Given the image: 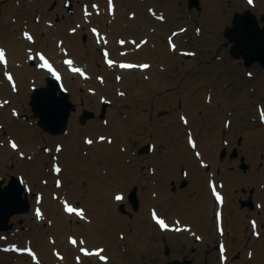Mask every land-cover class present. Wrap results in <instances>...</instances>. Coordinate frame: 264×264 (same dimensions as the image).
I'll return each instance as SVG.
<instances>
[{"label": "bare ground", "instance_id": "6f19581e", "mask_svg": "<svg viewBox=\"0 0 264 264\" xmlns=\"http://www.w3.org/2000/svg\"><path fill=\"white\" fill-rule=\"evenodd\" d=\"M37 1L40 0H25L29 18L31 15L39 14L44 17L51 16V20L55 22L54 28H50L42 22L36 24L28 19L24 23L28 34L33 38L32 40L27 39L31 44L30 47L26 46L23 41L24 34L18 33L15 36L7 34L2 36L3 40L0 39L2 48L8 56L6 64L0 63V70L10 67L13 69L16 73L15 89L18 88L19 92V100L12 99L9 103L10 111L5 112L7 107L4 102L9 99L8 95L13 86L12 84L8 85V81L4 83L2 89H5L4 93L7 95L0 92V105H2L0 106V120L3 119L10 126V130L22 129V133H18L21 139L28 138V140L25 138V141L27 142V153H29V149L38 141L37 127L35 128L33 123L17 121L11 116L13 115L11 111H15L16 114L22 113L24 103L26 104L27 101L31 107V87L43 86L47 78L53 77L52 74L56 71H60L63 75L62 84L72 94V100L78 107L70 117L68 135L60 134L57 139H48V143L52 146L64 142L59 151L55 149L52 153L45 155L46 153H41L34 146L37 153L30 156L31 160L26 162L20 159L21 155L12 147L0 148V150L6 151L5 158L8 162L13 163L16 169L24 171V179L27 185L32 188V205H41L43 209L39 218L36 211H32V224L37 226L36 229L19 231L14 238H9L6 241L17 240L18 245H33L34 253L39 257L41 264H104L99 261V256L82 253L81 247L93 253L97 249H103L104 253L109 252V260L106 264H141V262L143 264H160L162 260L160 248L164 240H158V237H166L174 245L175 254L178 255L185 252V243L192 242V234L198 233L200 248L203 244L204 250L206 248L207 251L211 250L212 244L205 243V239L211 240L214 246L218 243L219 246L225 248L223 255L221 251L219 252L218 259L222 263L229 264V255L236 247H242L246 251L244 257L238 258L239 264H264V228L260 226V223H264V187H262L264 165L259 167L260 169L256 166L259 161L258 155L264 153V120L261 119V112L264 111V75L257 71L252 73V68L249 71L251 77L244 81V85H237L225 90L223 83L245 74L246 71L242 70L240 66V60L226 59L218 63L214 62L211 66L201 67L194 65L195 60L187 58L184 68L192 66L193 70L204 76L203 79H195L191 83V78H188L184 82L186 86L153 98L150 96L152 92L164 89V86L168 84L167 74L164 71H159L156 78L149 79L143 75L138 77L137 82H134L130 79L131 77L127 76V73L130 74L133 71L119 69L117 66L119 55L141 58L151 51L159 53L166 48L163 44L164 41L166 42V37L161 30L156 34L152 32L149 35L152 39L150 47L147 45L148 36L147 41H143L144 45H141L140 48L136 46V43L145 37L144 34L139 36L140 39L134 38L135 43H133L132 37H129L126 43L138 48L130 54L123 51L115 42V39L133 31L136 25L134 15L131 11L123 9V4L126 7L141 8L143 6L139 0H112L111 10L109 0H74L76 11L72 16H65L61 7L53 8L54 12H49L44 6L42 8L45 11L32 8L36 6ZM46 1L48 4L59 2L61 5L63 0ZM95 1L97 7L100 8V15L110 18L111 24L106 32H104L103 25L95 33L92 32L88 48H83L79 35L83 28L90 33L89 28L95 23L96 17L89 12L90 6L93 7ZM230 1L234 2L235 7L248 8L249 10L259 11L260 5L264 6V0H260V4L256 0L251 5L248 3L241 6L239 0ZM151 6L153 4L148 8ZM167 6H172L171 0H168ZM15 10L13 4L10 7H2L0 15L2 25L0 26L17 27L14 24L16 20L8 18ZM228 15L229 8H227L226 1L203 0L201 19L206 26L210 27V34L207 33L206 36L200 34L201 41L190 45L197 50L195 57L197 54L212 52L215 49L220 40V28L227 21ZM57 16L60 18L58 20L60 22H56ZM21 18L22 15H19L18 21ZM73 24L77 25L71 33ZM66 25L72 26L65 29ZM156 25L157 28L161 27L159 24ZM100 46L107 48L109 53L111 52L114 63L111 66L104 64L101 69L102 71L103 68L105 69V78L98 82L96 72L91 74L89 73L91 69L88 70V68H91L93 60L100 57ZM26 48H31V51ZM64 48H70L77 53L78 59L74 58L72 67L76 68L77 64V67L83 70L84 75L65 66L60 60V55L55 54L56 50L59 54H63L62 49ZM38 49L45 50L44 55L54 68L53 71L39 66L43 62L36 54ZM82 50H85L84 55L81 54ZM163 54L167 56L166 59L169 61L170 67L175 60L174 53L168 49ZM221 54L225 55L226 51L223 50ZM32 60L35 61V64L30 66L29 62ZM153 64L154 62H148L147 75L149 76L154 73L151 67ZM113 67L118 72H122V78L114 72H108ZM146 69L143 68L144 71ZM110 77L113 81L110 80ZM211 77L214 78L213 81ZM248 81L255 84L256 92L254 94L247 87ZM80 88H85V92H81ZM123 89H127L128 93ZM132 89H139L140 92L134 95ZM88 90H92L91 95L87 93ZM177 99L183 103L181 110L172 109L159 121L162 122V125L170 121L179 122L180 126H177L183 130V138L177 140L180 143L179 149L172 151L170 148L167 150L163 147L159 151V144H166L167 133L172 130L168 129L169 125L167 124L164 126L166 129H159L161 127L155 126V111L169 101L174 103ZM104 100H111L115 107L107 109L106 120L100 121L98 114H95L85 125L78 124V114L83 107L93 104L98 112L99 105ZM143 100L144 102H141ZM118 103L124 107L117 109ZM198 110L203 114L198 115ZM32 115L34 117V113ZM248 115L253 117L251 121L247 120ZM221 118H229L228 124L222 122ZM238 132L243 135V142L246 146L243 149L248 153L249 161H251V170L248 173H241L236 168L227 169L229 162L219 161L217 154L222 145L228 144L230 141L235 144ZM2 136L3 131H0V137ZM100 137L105 139L101 140ZM189 137L195 141L194 146L190 145ZM89 139L93 141L91 144L86 143V140ZM132 141L140 144L138 148ZM250 144L254 151L247 149ZM135 148H137L138 154L133 151ZM86 153L88 154L86 155ZM42 160H47L53 166L46 177L44 173L41 174ZM238 160V158L235 159L233 163L237 165ZM24 162H26V166H22ZM55 164L61 169L60 173H56V175L64 177L62 186L58 189L53 185L55 174L51 172ZM143 164L145 165L144 169L141 168ZM218 167L222 169L221 174H217ZM81 168L84 169L83 174L88 181V188L85 189L88 193L83 199L86 209V211L82 209L83 217L75 213H66L64 210V202L75 201L79 192L83 191ZM173 168L184 169L183 176L189 179L187 189H177L175 193H170V187H168L170 183L167 184V182L172 178L170 172ZM116 169L120 176L117 179V181L120 180V194L126 195V190H122L125 185H129V188L135 184L140 187L141 208L131 219L120 215L117 211V205H122L124 208L126 206L125 202H118L119 200L115 199L117 196V190L114 188V181L117 177ZM43 178L48 179V185L44 183L47 186L42 183ZM69 179H71V188L75 191L69 187ZM9 183L10 179L2 185ZM49 183L52 186L50 187L51 191L59 192L56 197L48 193ZM241 183H245L247 187H253L252 192L249 189L243 194V196L251 194V198L255 201L253 208L247 204L240 206L236 202V196L239 197L241 194L239 191ZM213 186L225 193L222 220L217 223L215 218L212 219L213 214L219 208L212 198L214 196ZM64 187H67L69 192L63 189ZM196 189L199 193L193 197L190 196V192ZM205 189L208 190L206 194L207 208L204 207L201 201L202 196H200V192ZM156 210H158L159 216L161 215L159 218L169 225L168 228H161L154 222L152 211ZM19 216L21 215H16V217ZM23 217L27 218L28 216ZM49 219H52L50 224L44 226V223ZM71 219L70 223L67 222ZM188 222H191V225ZM253 222L255 227H253ZM10 224H12V219ZM211 224H214V229L210 227ZM177 228L180 230L177 231ZM209 233L211 236H208ZM73 236L77 243L70 245L67 239ZM81 240L84 242L83 244L80 243ZM10 247L14 246L10 245ZM18 248L22 247L18 246ZM204 250H201L202 253ZM140 252L145 253L146 260L138 259ZM153 254L158 255V262L152 263L153 260L150 256ZM2 256L3 253L0 254V257ZM20 258L21 260L16 264H23V258Z\"/></svg>", "mask_w": 264, "mask_h": 264}, {"label": "rangeland", "instance_id": "374dc122", "mask_svg": "<svg viewBox=\"0 0 264 264\" xmlns=\"http://www.w3.org/2000/svg\"><path fill=\"white\" fill-rule=\"evenodd\" d=\"M32 1V0H29ZM64 1V0H63ZM63 1L61 2V5H59V2H52V3H47L46 0H40L37 1L36 6L32 7V8H37V9H42V6H44L45 8H47V10L49 12H54L53 8H59L61 7L64 12H65V16H72L75 11H76V7H75V3L74 0H65V2L63 3ZM141 2V5L143 7H137L135 8L134 6L131 7H126L123 4V9H126L128 11H131L132 15H134L133 17L136 20V25H135V29L133 31H130L129 34L123 35L121 36V38L115 39V42L123 49V51H127L128 54L133 53L135 51V49H138L141 47V45H144L142 42L143 41H147V36L149 37V35L153 32V34L158 33L160 30L164 32V37H166V42L164 41V45H165V49H163L162 51H159V53H155L153 51H151L149 54H147L144 57H136V58H132V57H127V56H122L119 55L120 60H129L131 62H133L134 64H138V63H142V62H154L153 65H151V67L153 68L154 73L147 75V70H139L138 68L133 69V73H127L128 77H131L130 79H132V81L137 82L138 77L140 76H145L149 79L152 78H156L158 77V72L159 71H164L167 74V79H168V84H166L164 87V89H161L159 91H155L152 92L150 94L151 97L156 98L159 96H162L164 94H166L167 92L170 91H174L176 89H178L181 86H186V84H184V82L186 81V79L191 78V83L193 80L195 79H203V75L195 70H193L192 66L185 69L184 68V62L186 61V59H191V60H195V66H211L212 64L224 61L226 59H233L236 60H240L241 61V67L242 70H245V74H243L242 76H240L239 78H232L231 80H228L227 82L223 83V89L227 90L231 87L237 86V85H244V81L248 80L250 76L249 71L252 69V73L254 71L259 72L260 74L264 75V68L259 64V63H254L250 66H246L244 63V58L241 57H234L231 53H230V49L233 45V42L230 41L228 38L224 37V29L227 26H231V19L232 16L235 12H239L242 13L244 12L246 9L245 8H241L236 6L233 1L229 0H222V1H226L227 4V8H229V15H228V19L227 21L221 26L220 28V35H219V43L218 45L215 47V49L212 52H203L200 54H197V56L195 57V53L197 52V50L194 47H191L190 45H192L193 43H199L201 41L200 39V34L202 35H207V33L210 34V27L206 26L203 22H202V16H201V11H202V7H203V0H200V6L199 8H192L189 9L188 8V1L187 0H171V4L172 6H167L168 0H139ZM256 0H252V2H254ZM70 2L71 4V9L72 12H69L68 10V3ZM258 4H260V0H257ZM63 3V4H62ZM97 2L95 1V8H93L92 6H90L91 8L89 9V12L96 17L95 19V23L91 25L95 27V29L100 28L101 29V25L104 26V32L108 31V27L111 24V19L108 17H104L103 15H100V8L97 7ZM248 0H239V5L241 6L242 4H248ZM14 5V8H16L15 11H13L8 18H11L13 20H16V22H14V24L17 25V27H11L10 25L8 26H0V38L3 40L2 36H5L7 34H12V35H18V33L20 34H24L25 32L28 33L27 31V27L25 25L26 21L28 19H31L32 22L34 23H44L46 26L50 27V28H54V23L51 19V16H42V14L39 15H31L29 18L28 13L26 12V8L27 5L25 4V0H0V15H1V10L2 7L7 6L10 7V5ZM151 4H153V6L149 7ZM251 5V4H250ZM163 6H167L166 8ZM248 9V8H247ZM254 10V11H253ZM45 11V10H44ZM257 17V19L259 20V23L261 26L264 25V22H261L260 18L262 15H264V6L260 5L259 11H256V9H252L251 10ZM39 13V12H36ZM19 15H22V18L18 21V17ZM14 16V17H12ZM160 17H163V19H161ZM60 18L57 16V20L56 22H60L58 21ZM10 21V20H9ZM25 22V23H24ZM159 24L161 27L157 28V25ZM0 25H2L0 23ZM77 24H73V27L71 28V33L73 28L76 26ZM72 26V25H69ZM68 25H66L65 29H67V27H69ZM91 27L89 28L90 33L88 32V30H86L85 28H83L82 32L79 35V40L81 43V46L83 48H88V44H89V39H90V35L92 33L91 31ZM174 32H179L178 34H174ZM106 34V33H104ZM142 34L145 35L144 38L140 39L139 36H142ZM71 35V34H70ZM129 37H132L133 41H135L134 38L136 39H140L137 43L136 46L138 48H135L134 45L132 44H127V39ZM171 39V41L177 46V49L172 51L170 49L169 46V41L168 39ZM61 40L64 41V39L62 37H60ZM123 40L125 41L124 44H121L120 41ZM150 37H149V41L147 43V45L150 47ZM23 41L26 43V46H29L31 44L28 43L27 38L24 36ZM49 46V44H47ZM168 46V47H167ZM71 48V46H69ZM70 48L66 49H62L63 54H59L58 50H56L55 54L60 55V60L61 62H63V57H72L75 59H78V56L76 55L77 53H75V51L73 52ZM103 48V47H101ZM101 48H99L100 51V57H98V59L93 60L91 62V68H88V70L91 69V71H89V73H94L96 72V76L98 77V82H100L102 79L105 78V73H104V68L102 71V67L104 66L105 63H103V55L101 54ZM169 49L170 52L174 53L173 57L175 58V60H173L174 62L171 63L170 67H169V61L166 59L167 56H165L163 53L164 51H167ZM26 50L31 51V48H26ZM40 50V49H38ZM225 50L226 54L223 55L221 54L222 51ZM45 52V50H40V52ZM37 52V51H36ZM85 50H82V53L84 55ZM111 53V52H110ZM165 54H167V52H165ZM82 55V56H83ZM81 56V58H82ZM108 57L113 59V56L110 54L108 55ZM36 58V56H35ZM117 59V58H116ZM35 64V61L32 60L29 62L30 66H33ZM76 68L77 64H76ZM11 72L13 74V76L16 78V73L13 71V69L10 68H6L3 70H0V89H1V94H6L4 93L5 89H2V86L4 85L5 82H7V78L5 77V72ZM138 71H140V73H138ZM108 72H114L116 74L119 75V77H123L122 72H118L116 70L115 67L111 68L110 70H108ZM153 75V76H152ZM233 77V76H232ZM213 77H211V80L213 81ZM110 80L111 77H110ZM113 81V80H112ZM10 83H8L9 85ZM46 85V83L44 84V86ZM117 85V84H116ZM13 86V85H12ZM34 87V86H33ZM243 87V86H241ZM247 87L248 89H250L251 93L254 94L256 92V87L255 84L248 81L247 83ZM169 89V90H168ZM11 93H9V99L6 100V111L8 112L10 111V107H9V103H11L12 99L14 100H19V92H18V88H16L15 90L12 88ZM81 92H85V88H80ZM124 92L128 93L127 89H123ZM139 89H132V94L137 95L139 93ZM70 93V92H69ZM89 95L92 94V90H88L87 92ZM7 95V94H6ZM1 98V97H0ZM30 99V97H29ZM70 99L72 100V94L70 93ZM72 102H74L72 100ZM141 102H144L141 101ZM140 102V103H141ZM139 103V104H140ZM182 102L180 99H177L174 103L172 101H169L167 104L162 105V108H159L155 111L156 114V120H155V126L159 129H166L164 126L165 124L169 125L168 129H171L172 131H169L167 133V137L165 138L167 140L166 144H159L158 146V150L160 151L163 147L167 148V150H169V148L172 151H175L177 149H179L178 145L180 143L177 142V140L179 138H183L182 137V129H180V123H173L172 121L165 123L162 125V122L159 121L164 115L169 114L171 112L172 109H176L177 111H180L182 108ZM75 105V102H74ZM106 105V113L103 116L104 119H102L101 116V109L102 107ZM77 107L75 105V110L71 113H75L77 110ZM109 107L115 108L112 105V101L111 100H104L100 103L99 105V110L98 112L96 111V109L94 108L93 104H90L89 106L83 107L82 110L80 111V113L78 114V124L79 125H85L87 123V121L89 119H86L85 122H82L81 116L83 115L85 110H90L94 112V116L95 114H98V119L100 121H104L107 119V109ZM124 106L121 105L120 103L117 104L116 108L117 109H121ZM243 107V106H242ZM23 111L22 113H20V115H11L14 119H16L17 121L20 122H25V123H33L34 127H37V131H38V141L35 142V147L41 152V153H46L45 155H47V153H52L55 149H57L58 147L61 148L63 146V141L60 145L56 144V146H52L51 144L48 143V139L52 138V139H57L58 135H52L50 133H47L45 131H43L37 124V120L35 117H33L32 115V111H31V107H29L28 105V101L25 104L24 103V107H23ZM11 113H13V111H11ZM197 114H203L200 110L197 111ZM93 116V117H94ZM92 117V118H93ZM243 119V118H242ZM253 119L252 116L248 115L247 116V120L251 121ZM244 120V119H243ZM221 121L224 122L225 124H228L229 122V118H221ZM162 125V126H161ZM179 125V126H177ZM10 126H8L5 121L3 119L0 120V131H3V136L0 137V148L4 149V148H8L9 147V139H14L18 142V144L20 146H22L20 148V150H16L20 153L22 160L30 161L31 159H29V156L34 155L35 153H37V150L34 148V146L32 148L29 149V153H27V142L24 139H21V136L19 135V133H22V129L17 128L16 131L15 130H10L9 128ZM70 127V124L69 126ZM205 128V126H203ZM175 128V129H174ZM19 132V133H18ZM173 132V133H171ZM65 135H68V132L65 133ZM236 142L235 144L232 143L231 141L228 144H224L222 145L217 154H218V158L219 161H228V167L227 169L229 170H233L234 168L239 169V171L241 173H248L251 170V161H249V155L248 153L243 149V147H246L244 142H243V135L241 132L236 133ZM20 138V139H19ZM28 140V138H26ZM20 141V142H19ZM133 142V141H132ZM135 146L140 145L139 143L137 144V142H133ZM82 144V141H81ZM158 145V144H157ZM19 146V147H20ZM137 148H135L133 151L138 154V150ZM235 148V149H234ZM247 149H249L250 151H254V149L252 148V144H250ZM225 150V153L223 155L222 151ZM6 151L4 150H0V179H2V181H4L5 183H7L10 179V177L12 175H19L21 176V178L23 179L24 183L27 185L25 179H24V171L20 170V169H16L15 165L13 163L8 162V160L5 158L6 156ZM29 154V156L27 155ZM88 153H86L87 155ZM239 159L237 165L233 163V161L235 159ZM259 161L258 163L260 164H256V166L259 168H261L264 165V153H260L258 155ZM26 162L23 163L22 166H26ZM42 171L41 174H45V177L50 173V164L47 160H42ZM57 165L55 164L54 168ZM207 167V166H206ZM142 169L145 168V165L143 164ZM259 168V169H260ZM68 170V168H67ZM183 168H179L175 169L173 168L172 171L170 172L172 175V178L167 182V184L170 183V193H175V191L178 189H182L185 190L188 188L189 185V179L184 175L183 172ZM55 171V170H54ZM57 173V172H56ZM222 173V169L221 167H218L217 169V174H221ZM116 180H115V189L118 190L120 189L118 184L120 185V180L117 181L118 178H120L119 176V171L118 169H116ZM170 175V176H171ZM61 180V178L63 179L64 177L62 176H55V178L53 179V184H56V179ZM184 179H186L188 181L185 182ZM1 181V180H0ZM64 181V179H63ZM81 181L83 182V191L79 192L78 197L75 199L74 202H76V204L78 206H80L81 208L84 206V201L83 199L85 198V196L87 195V190H85L86 188H88V181L86 180V176L84 174L81 175ZM45 182H47L46 184L48 185V179L45 178ZM71 179H69V187L71 188ZM44 184V185H46ZM46 185V186H47ZM129 185H125L123 188L125 190L129 189L126 193L127 195L133 191L134 188H136L137 193H138V189L140 188L138 185H133L132 187H128ZM136 186V187H135ZM242 186H246L245 183H241L240 187H239V191L241 192V187ZM27 187L30 189V193H29V199L31 202V196H32V188L27 185ZM52 186H50L49 183V190L48 193L51 194V188ZM247 187V186H246ZM262 187H264V183L262 185ZM248 190L253 188V187H247ZM64 189H66V191H68L67 187H64ZM72 189V188H71ZM72 191H75L74 189H72ZM201 191V190H200ZM69 192V191H68ZM208 190H202L200 192V196H202V203L204 205V207H208V203H207V199H206V194H207ZM199 193V191L196 189L193 192H190V196L193 197V195H197ZM35 194V193H34ZM33 194V195H34ZM58 195V194H57ZM66 195V194H65ZM68 195V194H67ZM80 196V197H79ZM209 196V194H208ZM248 196V195H247ZM247 196L243 197V196H236V202L241 206V201L240 199H246ZM199 197V196H197ZM48 198L50 199V196H48ZM82 200V201H81ZM128 196H127V200L125 203L126 206V214L124 216H126L128 219H131V217H133L135 215V213L137 211L140 210L141 208V200H140V208L139 210L135 211L132 208V205L130 203H128ZM71 203L74 204V202L69 201ZM264 206V204H263ZM35 209V206H32V202H31V210L28 213H23V214H18L21 215L19 217L14 216L12 218V227L7 230V231H0V254L3 253V256L0 257V264H16V260L19 261L21 260L20 257L23 258V264H36L39 262V260H37V258L35 257V259L33 257H30L28 255H26L25 253L23 254H18L15 250L14 247L16 246V242L14 243V247H10V243H8L6 240L7 238H14L16 236L17 233H19V231H25L27 229H36L37 226H34L32 223V218H33V214L32 211ZM244 209V208H242ZM117 211L118 213L121 214L120 212V208L119 205H117ZM158 211V210H156ZM123 215V214H121ZM214 215V214H213ZM247 215V214H246ZM23 216H28L27 218L23 217ZM213 218V216H212ZM214 219V218H213ZM52 219L47 220L44 223V226H48V224L51 222ZM71 220L67 221L70 223ZM191 223V222H190ZM260 226L264 228V223H260ZM212 229H214V224H211L210 226ZM226 232V231H225ZM231 234V232H229ZM73 234V233H72ZM66 236V235H65ZM208 236H211V234L209 233ZM194 236H191L192 242H188L185 243V252L179 253L178 255L175 254L174 251V245L166 238V237H158V240L163 239L164 242L162 244V247L160 248V257L162 258V260L160 261V264H165L167 261H171V260H181L183 261L184 259H191L192 260V264H226V263H222L218 257H219V250H216V244L214 246V243L209 240V239H205L204 242L208 243V244H212L211 250L207 251L206 249L204 250V245H202V248H200V242L194 239ZM17 241V240H16ZM192 245L197 246L196 248H192ZM25 248V247H23ZM166 250H168V254H166ZM204 250V252L202 253V251ZM246 249H243L242 247H236L234 249V251L229 255L230 259H229V264H239L238 262V258H242L244 257ZM109 252H105V255H108L109 257ZM202 255V256H201ZM228 254H227V260H228ZM152 258V263L154 261L158 262V255L153 254L150 256ZM138 259L141 261L142 259L146 260V255L144 252H140V255L138 256ZM251 259V258H248ZM235 261H237V263H235ZM247 263V262H246ZM141 264H143L141 262Z\"/></svg>", "mask_w": 264, "mask_h": 264}, {"label": "water", "instance_id": "95a60500", "mask_svg": "<svg viewBox=\"0 0 264 264\" xmlns=\"http://www.w3.org/2000/svg\"><path fill=\"white\" fill-rule=\"evenodd\" d=\"M188 6L189 9H198L200 0H188ZM260 20L264 22V15ZM231 23L224 30V37L233 42L230 53L234 57L242 56L247 66L258 62L264 68V25H260L256 15L249 9L243 13L236 12ZM68 96L61 83L52 78L47 79L46 86L35 88L30 96V104L34 117H38V124L44 131L51 134L66 132L70 113L74 110ZM104 111L105 107L103 115ZM90 115L91 113L85 112L83 119ZM132 202L137 208V199H132ZM29 209V200L20 178L13 175L8 185L0 183V230H7L11 217L28 212ZM166 264H191V261L173 260Z\"/></svg>", "mask_w": 264, "mask_h": 264}, {"label": "snow or ice", "instance_id": "6c2138e0", "mask_svg": "<svg viewBox=\"0 0 264 264\" xmlns=\"http://www.w3.org/2000/svg\"><path fill=\"white\" fill-rule=\"evenodd\" d=\"M249 3H252V0H249ZM111 6H112V0H109V8H110V10H111ZM93 7H96V6L93 5ZM160 18L163 19V17H160ZM92 31L95 33V32H96V29H93ZM24 36H25L28 40H32V39H33L32 36L29 35L27 32L24 33ZM105 42H106V41H105ZM120 43H121V44H124L125 41L121 40ZM133 43H135V41H133ZM142 43H143V42H142ZM137 46H139V45H137ZM172 47H173V49H175V45H172ZM38 55H39L40 60L43 62V63H41L39 66L42 67V68L46 67V68H48V69L51 71V70H52V65L48 62V60L45 58V56H44L42 53H41V54H38ZM104 55H105V58H106V60H107V63L111 66V65L114 63V61H112V60H110V59H107V58H108V53H107V51H105ZM30 58H31V57H30ZM0 63H3V64H6V63H7V61H6V54H5V50H4V49H0ZM65 63L71 68L72 71H74V72H79L81 75H84V72H83L82 69H79V68H73V67H72L73 61H71V60H66ZM120 67H121V68L140 67V68H144V69H146V68L149 67V65H147V64H141V65H138V66H137V65H133V64L122 63V64H120ZM5 76L7 77V79H8L9 81H12V80H13V77H12L9 73L5 72ZM57 79H59V76H58V75H57ZM13 89L15 90V84H14V83H13ZM4 103H7V101H5ZM0 106H2V105H0ZM13 115H16L15 111L13 112ZM261 119L264 120V111L261 112ZM100 139H101V140H104L105 138H104V137H100ZM92 142H93V141L90 140V139H89V140H86V143H88V144H91ZM189 142H190V143H193L191 137H189ZM10 143H11V147H12L13 149H16V148L18 147V145H17L15 142H10ZM59 150H60V149H59V147H58V148H57V151H59ZM197 155H199V154H197ZM54 170H55L57 173H59V172L61 171V169L59 168V166H56ZM59 184H60V181H57V185H58V186H59ZM212 191H213V195L216 197V199H217L218 201H221V196H220V194L216 191L215 186H213ZM115 199H116V200H120L121 197H120L119 195H117V196L115 197ZM64 210H65L66 212H68V213H75V214H77V215H79V216H81V217L84 216V211H83L82 209H78V208L73 207V206L70 205L67 201L64 202ZM36 215H37L38 218L40 217L41 214H40V211H39V210H37ZM217 218H218V220H219V213L217 214ZM153 219L156 220V222L159 224V226H160L161 228H165V229H166V228L169 227V225H168L163 219L159 218V217L156 215V213H153ZM253 227H255V223H254V222H253ZM176 230L179 231L180 229L177 228ZM71 243L76 244L77 241L73 238V239H71ZM80 243L83 244L84 242L81 240ZM15 250H16V251H25V252H29L30 254L33 255V258H35V255H34L33 253H31V250H30V249L25 248V249H15ZM80 251H81L82 253H84L85 255H97V256H99V258H100L101 260H106V259H107V257L101 255V253L103 252V249H97V250L93 253V252H89L87 249L81 247V248H80ZM223 252H224V248H223V246H221V254H222V255H223ZM249 255H251V253H249ZM77 259H79V258H77Z\"/></svg>", "mask_w": 264, "mask_h": 264}, {"label": "flooded vegetation", "instance_id": "af4514ba", "mask_svg": "<svg viewBox=\"0 0 264 264\" xmlns=\"http://www.w3.org/2000/svg\"><path fill=\"white\" fill-rule=\"evenodd\" d=\"M184 181L185 182H187V180L186 179H184ZM245 191H248V188L246 187V186H242L241 187V194L239 195V196H243V194L245 193ZM253 190L251 189L250 190V192H252ZM243 197H245V196H243ZM214 198V197H213ZM241 199H243V198H241ZM252 198H251V194L250 193H248V196H247V198L246 199H243V201H245V203L247 204V205H249L248 204V202L251 200ZM213 219V218H212ZM195 240H198L197 238H194ZM197 246H195V245H192V248H196ZM191 263H192V260H191Z\"/></svg>", "mask_w": 264, "mask_h": 264}]
</instances>
